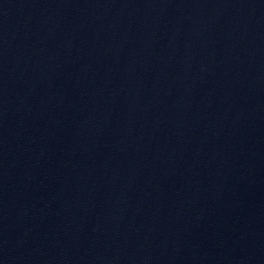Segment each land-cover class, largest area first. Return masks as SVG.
Returning a JSON list of instances; mask_svg holds the SVG:
<instances>
[{
  "label": "water",
  "instance_id": "95a60500",
  "mask_svg": "<svg viewBox=\"0 0 264 264\" xmlns=\"http://www.w3.org/2000/svg\"><path fill=\"white\" fill-rule=\"evenodd\" d=\"M0 264H264V0H0Z\"/></svg>",
  "mask_w": 264,
  "mask_h": 264
}]
</instances>
